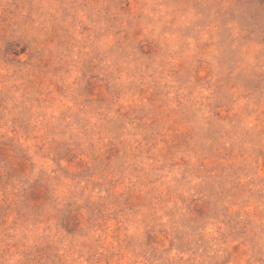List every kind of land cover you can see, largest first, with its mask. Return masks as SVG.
I'll return each instance as SVG.
<instances>
[{
  "label": "rangeland",
  "instance_id": "374dc122",
  "mask_svg": "<svg viewBox=\"0 0 264 264\" xmlns=\"http://www.w3.org/2000/svg\"><path fill=\"white\" fill-rule=\"evenodd\" d=\"M0 264H264V0H0Z\"/></svg>",
  "mask_w": 264,
  "mask_h": 264
}]
</instances>
